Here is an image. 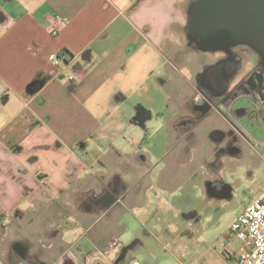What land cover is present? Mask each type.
Returning <instances> with one entry per match:
<instances>
[{"label": "crops", "instance_id": "0c3cea01", "mask_svg": "<svg viewBox=\"0 0 264 264\" xmlns=\"http://www.w3.org/2000/svg\"><path fill=\"white\" fill-rule=\"evenodd\" d=\"M199 2L0 0V264H142L126 215L264 95L255 50L193 32Z\"/></svg>", "mask_w": 264, "mask_h": 264}, {"label": "rangeland", "instance_id": "374dc122", "mask_svg": "<svg viewBox=\"0 0 264 264\" xmlns=\"http://www.w3.org/2000/svg\"><path fill=\"white\" fill-rule=\"evenodd\" d=\"M255 101L258 105L240 100L231 109L239 136L221 130L208 138L198 167L184 170L181 182L170 181L166 195L152 189L144 211L134 214L139 223L133 214L126 215L149 249H130L128 259L136 257L142 264H232L221 253L231 227L264 191V95ZM233 246L239 249L237 241Z\"/></svg>", "mask_w": 264, "mask_h": 264}, {"label": "water", "instance_id": "95a60500", "mask_svg": "<svg viewBox=\"0 0 264 264\" xmlns=\"http://www.w3.org/2000/svg\"><path fill=\"white\" fill-rule=\"evenodd\" d=\"M191 28L208 49L246 45L264 60V0H200Z\"/></svg>", "mask_w": 264, "mask_h": 264}, {"label": "built area", "instance_id": "2783aa9c", "mask_svg": "<svg viewBox=\"0 0 264 264\" xmlns=\"http://www.w3.org/2000/svg\"><path fill=\"white\" fill-rule=\"evenodd\" d=\"M68 61L66 52H62L55 59L56 65H62ZM72 84L77 83L76 75L70 77ZM264 109V108H263ZM14 223L8 224L9 228ZM239 243V249L234 248V242ZM111 248H104L100 253L107 257ZM221 253L232 264H264V191L245 212L233 223L229 242L226 243ZM129 264H140L132 261Z\"/></svg>", "mask_w": 264, "mask_h": 264}, {"label": "flooded vegetation", "instance_id": "af4514ba", "mask_svg": "<svg viewBox=\"0 0 264 264\" xmlns=\"http://www.w3.org/2000/svg\"><path fill=\"white\" fill-rule=\"evenodd\" d=\"M236 46H237V45H236ZM233 47H234V46H233ZM259 89H261V90H262V86H261V87L259 86Z\"/></svg>", "mask_w": 264, "mask_h": 264}]
</instances>
